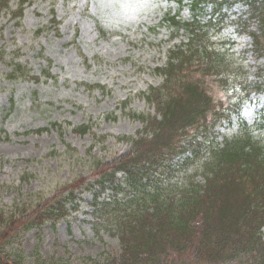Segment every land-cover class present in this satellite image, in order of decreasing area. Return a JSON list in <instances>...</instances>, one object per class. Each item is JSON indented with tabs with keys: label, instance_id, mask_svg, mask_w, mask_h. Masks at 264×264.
<instances>
[{
	"label": "trees",
	"instance_id": "obj_1",
	"mask_svg": "<svg viewBox=\"0 0 264 264\" xmlns=\"http://www.w3.org/2000/svg\"><path fill=\"white\" fill-rule=\"evenodd\" d=\"M27 1L18 0L16 16ZM9 2L0 0V12ZM236 4L244 12L228 19ZM189 8L184 20L164 16L171 35L183 30L186 41L168 50L164 65L154 69L160 84L142 93L154 113L132 115L143 127L133 138L120 137L129 145L125 153L94 161L98 172L87 187L91 227L97 236L104 231L117 238V251L75 261L34 251L30 264H264V114L248 122L239 113L251 95L264 94V0H189ZM207 8L208 17H201ZM227 25L249 38L252 65L230 61ZM206 80L221 89L234 84L238 98L225 107L219 100L215 108ZM223 122L235 124L230 134L218 131ZM178 172L184 178L173 180ZM65 187L35 201L29 193L10 210L0 207V264H25L19 247L7 250L14 238L61 217L68 203L77 207L74 190Z\"/></svg>",
	"mask_w": 264,
	"mask_h": 264
},
{
	"label": "rangeland",
	"instance_id": "obj_2",
	"mask_svg": "<svg viewBox=\"0 0 264 264\" xmlns=\"http://www.w3.org/2000/svg\"><path fill=\"white\" fill-rule=\"evenodd\" d=\"M29 1L18 17L16 0L0 12V207L10 210L29 193L35 201L64 186L74 190L77 207L67 204L68 211L57 220L21 231L7 250L17 252L19 247L25 264L31 263L34 251L70 261L110 254L118 249L117 238L104 231L97 236L90 222L87 187L98 172L94 161L125 153L129 145L120 137L133 138L143 127L132 115L153 113L142 93L160 84L155 67L165 63L172 46L186 40L183 30L171 35L162 18L166 13L189 18L188 0ZM244 10L237 4L227 16ZM209 13L205 9L201 17ZM233 29L228 25L223 36L232 43L230 61L252 65L246 52L249 38L236 36ZM216 46L222 47L218 41ZM16 64L26 74H18ZM39 75V81L31 78ZM206 84L217 109V101L225 107L238 98L234 84L227 82L222 89L211 80ZM259 112L264 114V94L251 97L239 113L251 122ZM82 124L90 126L84 134L72 130ZM38 128L47 130L31 132ZM233 129L226 122L218 125L222 134ZM194 169L191 165L187 175ZM182 178L178 172L172 179ZM261 233L264 240V225Z\"/></svg>",
	"mask_w": 264,
	"mask_h": 264
},
{
	"label": "clouds",
	"instance_id": "obj_3",
	"mask_svg": "<svg viewBox=\"0 0 264 264\" xmlns=\"http://www.w3.org/2000/svg\"><path fill=\"white\" fill-rule=\"evenodd\" d=\"M118 7L120 8L121 11H124L125 10V7L123 5H118ZM136 7H137V9L140 8L139 5H137Z\"/></svg>",
	"mask_w": 264,
	"mask_h": 264
}]
</instances>
